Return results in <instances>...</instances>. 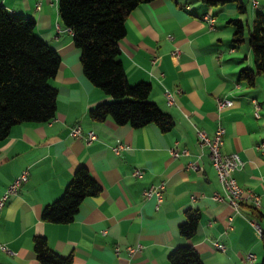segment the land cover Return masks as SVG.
<instances>
[{
  "label": "crops",
  "instance_id": "crops-1",
  "mask_svg": "<svg viewBox=\"0 0 264 264\" xmlns=\"http://www.w3.org/2000/svg\"><path fill=\"white\" fill-rule=\"evenodd\" d=\"M194 1L139 4L127 16L120 41L128 82L149 83V100L174 119L173 128L162 132L156 124L133 128L89 117L91 108L112 97L84 75L81 51L60 20L57 0H0L9 13L32 18L35 33L61 58L51 81L58 91L55 117L16 125L0 140V198L28 172L0 207V244L9 250L0 249V264H40L33 250L36 235L59 254L71 255L73 264H170L169 253L182 243L193 245L204 264H260L264 217L259 220L253 210L264 215V74L253 87L239 81L240 70L253 69L254 59L246 36L233 42L229 20H243L237 10L224 6L215 14ZM207 13L213 24L203 18ZM250 15L251 24L255 12ZM167 91L173 95L170 105ZM221 98L233 104L219 109ZM76 125L79 136L71 134ZM218 125L225 128L222 152H237L244 160L232 175L259 197V207L246 198L237 212L215 199L222 187L208 147L198 145L196 128L212 136ZM89 131L97 138L88 143ZM118 143L126 148L115 153ZM174 146L190 154L175 158ZM190 162L198 169L189 168ZM81 165L101 184L100 193L85 198L68 224L41 220L44 206L61 197ZM135 169L142 176H133ZM161 183L163 200L156 209V197L146 198L144 190ZM188 210L201 217L196 234L185 240L178 227Z\"/></svg>",
  "mask_w": 264,
  "mask_h": 264
},
{
  "label": "trees",
  "instance_id": "trees-1",
  "mask_svg": "<svg viewBox=\"0 0 264 264\" xmlns=\"http://www.w3.org/2000/svg\"><path fill=\"white\" fill-rule=\"evenodd\" d=\"M152 0H57L58 14L65 28L73 33L74 45L80 49L83 73L94 86L112 97L89 110L95 121L111 118L117 125L142 128L156 124L162 132L174 126L173 117L149 100L151 85L130 84L119 59L120 41L126 34L125 21L139 4ZM212 7L235 3L237 11L246 12L243 0H198ZM259 2V1H258ZM234 27L233 42L245 40V22L230 19ZM248 43L254 68H243L239 81L253 87L264 74V12H256L248 25ZM61 64L59 53L35 33L30 17L9 13L0 5V140L22 123L51 121L57 109V88L51 84ZM101 184L84 165L77 167L63 194L44 206L41 220L68 224L74 220L82 201L100 193ZM256 218L264 215L253 210ZM198 210H188L178 231L185 240L197 231ZM264 264V232L261 235ZM33 250L40 264H73L71 255L52 249L43 235L33 238ZM170 264H204L199 252L189 243L176 246L168 255Z\"/></svg>",
  "mask_w": 264,
  "mask_h": 264
},
{
  "label": "built area",
  "instance_id": "built-area-1",
  "mask_svg": "<svg viewBox=\"0 0 264 264\" xmlns=\"http://www.w3.org/2000/svg\"><path fill=\"white\" fill-rule=\"evenodd\" d=\"M253 6L257 7L259 3L252 0ZM39 8V6H38ZM208 14V20L213 24L214 18ZM69 30V29H68ZM178 51V50H176ZM167 103L170 105L173 103V95L171 92L167 91L165 92ZM218 108L221 109L226 106H231L233 102L230 99L227 98H221L217 100ZM81 126L76 125L71 129V134L74 136L81 135ZM224 134H225V128L222 125H218L214 134L210 136L206 131L196 128V135H197V141L198 145L200 147H208L210 158L212 161V165L217 173L218 180H226L228 185L231 187V192L238 193V200H229L227 199V196L215 194V199L218 200H226L235 211H238V204L241 203L244 199L249 198L252 200L254 204H257V206H260V199L259 197L253 193L252 190H245L242 188L235 177L232 175V172L236 169L241 168L244 165V160L237 152L232 153H223L222 152V146L224 143ZM97 138L96 134L93 131H89L86 137V141L92 142ZM126 148V145L123 143H118L116 146L113 147V150L115 153H119L121 150ZM171 155L175 158H178L180 156H188L190 154L189 150L187 148H179L177 146H174L170 150ZM188 167L191 169H198V166L195 162H190L188 164ZM142 170L135 169L132 172L133 176L140 177L142 176ZM28 179V172L25 170L19 176H17L13 182L8 186L7 190L4 192V194L0 198V207L4 205L5 200L8 198V196L11 193H16L19 186L25 182ZM163 189H164V183L159 184L158 186H151L144 190V195L146 198H150L152 196H155L157 199V205L156 209L159 208L160 203L163 200ZM218 248L224 249V246L222 244H216ZM0 249L8 252V248L4 244H0ZM129 251H133L132 248L129 249ZM250 260H253L252 254L248 256Z\"/></svg>",
  "mask_w": 264,
  "mask_h": 264
},
{
  "label": "rangeland",
  "instance_id": "rangeland-1",
  "mask_svg": "<svg viewBox=\"0 0 264 264\" xmlns=\"http://www.w3.org/2000/svg\"><path fill=\"white\" fill-rule=\"evenodd\" d=\"M258 1H260L261 2V5H260V8L259 9H257L256 11L257 12H261L262 11V9H263V5H264V0H258ZM243 2H244V4H245V7H246V12H244V13H240V12H238V14L241 16V18H243V21L245 22V36H246V39L248 40V25H250V23H248L247 22V18L248 17H250L251 15L250 14H252V13H256V11H255V9L253 8V3H252V0H243ZM194 3H200V4H203V2H201V1H198V0H196V1H194ZM193 3V4H194ZM204 5V4H203ZM226 7V8H231V7H233V8H235V10H237V8H236V4L235 3H226V4H221V5H217V6H212L211 8L214 10V13L216 14L217 12H218V10H220L221 8H223V7ZM230 6V7H229ZM224 7V8H225ZM257 8V7H256ZM240 17H238V16H235V17H232V19H239ZM224 22V25H226L227 24V19L226 20H224L223 21ZM231 27L233 28V30H234V27H233V25L231 24ZM242 45V44H241ZM261 77H263V74L262 75H259L258 77H257V79H256V83L259 81V79L261 78Z\"/></svg>",
  "mask_w": 264,
  "mask_h": 264
},
{
  "label": "bare ground",
  "instance_id": "bare-ground-1",
  "mask_svg": "<svg viewBox=\"0 0 264 264\" xmlns=\"http://www.w3.org/2000/svg\"><path fill=\"white\" fill-rule=\"evenodd\" d=\"M253 1L259 3L258 0H253ZM203 18L208 20V14H205L203 16ZM219 182H220L221 187H222L223 195L227 196V199H229V200H238V193L231 192V187L228 185L226 180H219ZM240 205H241V203L238 204V211H240ZM254 206L255 207H259V206H257V204H254Z\"/></svg>",
  "mask_w": 264,
  "mask_h": 264
}]
</instances>
